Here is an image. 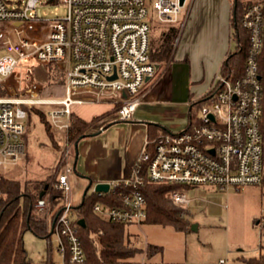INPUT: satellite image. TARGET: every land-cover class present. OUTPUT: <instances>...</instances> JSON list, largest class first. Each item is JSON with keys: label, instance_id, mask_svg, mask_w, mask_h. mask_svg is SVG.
<instances>
[{"label": "built area", "instance_id": "built-area-1", "mask_svg": "<svg viewBox=\"0 0 264 264\" xmlns=\"http://www.w3.org/2000/svg\"><path fill=\"white\" fill-rule=\"evenodd\" d=\"M40 0H0V26L4 30L0 49V169L19 163L25 154L23 135L27 112L24 106H48L46 118L62 142L54 188L62 206L49 228L48 242L62 264H85L78 224L71 215L69 156L74 142L67 139L71 108L76 104L108 103L117 106V120L131 119L140 103L146 79L156 66L149 52V8L161 24H176L188 0H56L66 14L49 20L29 15ZM247 33V48L239 76H214L207 102L187 128L176 134H159L145 141L130 178L109 182L127 189L118 204L97 203L93 213L112 224L140 226L146 219V201L140 192L142 168L151 183L208 186L218 190L258 186L264 178V72L262 7L248 5L241 16ZM59 66L63 95L59 99L16 97L27 75L39 66ZM115 74L114 80H109ZM12 92L13 95L10 93ZM143 166V167H142ZM103 196V192H94ZM165 197L185 209L191 199L184 190ZM36 210H46L39 199ZM264 231V229H262ZM91 238L98 247L97 237ZM264 238V233L262 234ZM126 264H152L128 261ZM164 264V263H160ZM216 264H234L220 259Z\"/></svg>", "mask_w": 264, "mask_h": 264}, {"label": "rangeland", "instance_id": "rangeland-1", "mask_svg": "<svg viewBox=\"0 0 264 264\" xmlns=\"http://www.w3.org/2000/svg\"><path fill=\"white\" fill-rule=\"evenodd\" d=\"M12 2L23 0H11ZM29 15L34 13L38 18L45 20L61 17L66 14V8L56 0H40L35 11L29 10ZM149 22L151 23V36L158 33L159 27L165 24L156 22L155 14L149 8ZM5 28V27H3ZM0 26V45L4 30ZM234 45L232 46V49ZM5 54L0 49V58ZM158 71H156L154 79ZM62 70L59 66H39L28 75L24 86L16 97L33 99H59L63 95ZM146 86L142 89L144 92ZM201 89V88H200ZM208 88L200 91L206 93ZM198 92V90H196ZM11 95L12 92L10 93ZM140 94V95H141ZM196 96V93H195ZM207 93L198 98L203 99ZM106 103L76 104L71 108L72 114L89 122L98 114L110 108ZM27 112L25 119V133L23 142L25 154L19 163L6 169H0V175L7 179L18 180L21 183L30 180H43L49 174L55 173L62 142L59 133L49 126L52 140L45 132L44 124L48 106H24ZM186 105H178V116H171L167 110L160 109V117L165 127L172 133H180L187 124ZM146 111V110H145ZM158 111V110H155ZM101 120H95L88 128L92 131L88 136L81 138L76 145L78 154L75 172L69 175L71 180L76 178V189L86 184L77 175L84 174L79 170L86 151L95 148L102 138H98L96 130ZM88 129L86 134H88ZM95 129V130H94ZM154 137V136H153ZM152 137V138H153ZM152 140V139H151ZM83 141V142H82ZM73 153L75 149L73 148ZM83 156V159H82ZM69 167L72 169L74 157L69 156ZM186 196L191 199L185 209V219L188 226L183 231H177L171 226L143 223L140 226L130 225L124 227L125 237L137 249V253L127 261H145L152 264L180 263V264H216L220 259L235 262L239 256L250 257L257 254L259 244L264 245L261 226L257 221H264V188L263 185L230 187L227 190H218L208 186H190L185 190ZM45 216L47 218L46 211ZM49 220L51 225L52 221ZM48 222V221H47ZM52 245L47 238H38L31 232L23 236L24 247L33 263L50 258L52 264H62V259L50 249L55 247L54 237H50ZM147 245L157 246L159 252L146 257L144 255Z\"/></svg>", "mask_w": 264, "mask_h": 264}, {"label": "trees", "instance_id": "trees-1", "mask_svg": "<svg viewBox=\"0 0 264 264\" xmlns=\"http://www.w3.org/2000/svg\"><path fill=\"white\" fill-rule=\"evenodd\" d=\"M253 3H259L262 7L263 46L259 62L261 71L264 72V0H233L231 25L234 48L223 60L219 70L221 74L229 78L239 76L243 69L248 38L246 31L241 27V16L245 8ZM179 32V24H165L159 27L156 35H149L150 58L156 66V71L172 61ZM145 86L147 88V83ZM206 98L190 103L189 124L194 120L199 109L206 104ZM116 108L117 106L111 108L99 117L92 118L89 122L71 114L67 131L68 141L76 144L81 138L88 136L89 134L85 132L92 123L111 115ZM42 123L45 132L52 140L49 129L50 124L47 119ZM148 127L159 126L148 125ZM153 133L156 135L157 132L149 131L150 139H152ZM142 173L143 184L140 187V192L146 201L147 214L144 223L171 226L177 231L185 230L188 226L185 211L183 208L173 206L165 197V194L169 191L185 190L188 186L151 183L145 177L144 167ZM55 181V173L49 174L43 180H30L24 183L0 175V264H52L50 259L33 263L24 247L23 236L29 231L38 238L49 237L50 224L48 219L53 221L62 206V195L59 190L54 188ZM261 184L264 188V178ZM125 192H127L126 188L119 187L114 188L104 196L85 193L81 203L72 206L71 215L74 217L75 222L80 219L84 220V227L78 226V236L85 253V264H126L125 262H128L127 260L137 253V249L125 237L123 225L108 223L92 211L93 206L97 203L118 204ZM39 199L45 200V211L47 215H50L49 218L44 215L45 212L42 213L36 210L35 204ZM256 223L264 229V221L259 220ZM100 230L102 235L97 237L98 247H96L91 236ZM159 251V247L147 245L144 255L149 257ZM235 262L238 264H264V245L259 244L256 255L250 257L239 256L235 259Z\"/></svg>", "mask_w": 264, "mask_h": 264}, {"label": "crops", "instance_id": "crops-1", "mask_svg": "<svg viewBox=\"0 0 264 264\" xmlns=\"http://www.w3.org/2000/svg\"><path fill=\"white\" fill-rule=\"evenodd\" d=\"M232 2L233 0L187 1L176 23L180 26V32L172 61L164 65L154 79L147 82V88L140 95V103L131 119L117 120L114 113L101 119L103 124L96 130L102 142H98L94 150L89 148L86 151L83 163L79 166L84 176H77L86 185L81 190L76 189L78 181L76 178L72 181L69 176L73 206L81 203L90 182L92 184L86 193H92L97 183L130 178L144 142L151 140L150 130L158 133H153V138L159 134H171L163 124L164 121L162 123L159 119L160 109L167 110L171 116H178V105H186L188 110L185 128L188 127L190 103L208 93L221 63L232 51ZM206 88V93L200 92ZM111 108L112 105L102 113ZM148 125L159 127L150 128ZM91 131L88 129V134ZM75 152L76 150L72 167L74 172L78 157Z\"/></svg>", "mask_w": 264, "mask_h": 264}, {"label": "water", "instance_id": "water-1", "mask_svg": "<svg viewBox=\"0 0 264 264\" xmlns=\"http://www.w3.org/2000/svg\"><path fill=\"white\" fill-rule=\"evenodd\" d=\"M183 3V0H180V4L182 5ZM115 79V74H113L111 77H109V80H114ZM149 79H146V82H148ZM76 145L77 143L75 144V150H76ZM75 155L77 157V151L75 152ZM90 185H91V182L89 183L88 187L86 188L85 192L90 188ZM108 189H109V184L108 183H97L95 184L94 186V192H103V193H107L108 192ZM77 224L80 226V227H84V220L80 219L78 220Z\"/></svg>", "mask_w": 264, "mask_h": 264}]
</instances>
